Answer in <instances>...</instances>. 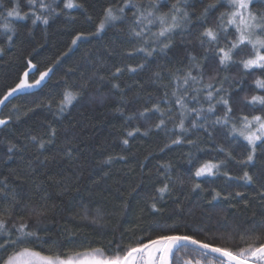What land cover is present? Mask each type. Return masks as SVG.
I'll list each match as a JSON object with an SVG mask.
<instances>
[{"label": "trees", "instance_id": "16d2710c", "mask_svg": "<svg viewBox=\"0 0 264 264\" xmlns=\"http://www.w3.org/2000/svg\"><path fill=\"white\" fill-rule=\"evenodd\" d=\"M76 2L83 7L64 9V0H45L56 12L50 15L47 24L41 21L33 24L34 17L29 12L27 0H18L21 15H29L23 20L8 18L14 33H6L0 28V48H3L0 52V99L9 88L19 83L25 70L29 72V83H32L41 71L52 68L39 86L18 91L0 104V119L11 117L7 125H0V178L8 177L24 198L39 200L40 196H47L50 211L40 236L59 241L66 248L72 246L69 241L77 245L108 247L110 241L127 244L135 237L151 235L152 230L157 229L196 234L200 239H215L219 244V237L235 224L251 220L253 213L259 221L260 213L264 211L257 197L259 185H245L240 179L229 180L223 173L239 177L248 170L255 177L264 171V151L261 148H257L254 164L242 166L237 160L244 159L250 149L241 138L233 140L227 136L232 122L239 126L241 115L260 114V106L256 105L254 110L244 98L264 95V90L257 89L254 83L258 77L264 79V74L260 70L245 73L239 64L219 68L218 58L207 41L202 47L198 39L205 28H216L220 14L230 10L226 0L205 17H201V13L212 0H187L185 7L191 24L183 31L177 30L166 54L154 53L147 58L146 67L135 73L127 68L144 61L143 53L134 58L126 55L139 44L128 34L135 9L126 10L127 20L117 21L100 35L88 36L72 46V38L77 33L95 31L107 7L123 4V0ZM173 3L175 0H158V7L161 12H167ZM12 6L11 0H0V24L4 23L7 10ZM260 7L257 3L254 10ZM35 8L39 14V4ZM8 35L13 36L11 42ZM220 36L223 44L222 31ZM205 48H209L207 53ZM189 53L198 60L207 55L206 61L201 60L205 82L212 75L217 76V81L227 77L223 86L233 109L229 126H208L211 136L201 128L180 134L173 127L174 122L165 117L166 123L161 129L153 127L148 135H143L149 125L159 122V114L150 113L147 119L138 115L131 120L128 117L157 102L162 108L171 106L175 110L174 100L166 104L168 98L164 94L171 92V73L189 65ZM28 59L37 68L27 69ZM116 67L123 68V72L113 78L111 73ZM155 72H160L162 79H157L153 75ZM100 75L105 79L100 80ZM85 81L88 87L82 90L83 94L60 113L59 101L64 90H81ZM113 83H118L123 92L113 89ZM199 99L207 109L208 103L203 95ZM190 106H196L195 101H191ZM225 111L223 105L216 106V115L223 116ZM192 118L186 121V126H190ZM49 126L57 129L55 143L37 151L31 137L47 140ZM136 127H140V133L127 137L126 133ZM177 134L182 136V143L172 144ZM125 138L129 140L127 146L122 144ZM188 140L195 143L189 144ZM166 144L169 147H165ZM11 145L15 148L9 153ZM220 147L225 152L219 151ZM69 148L71 157L65 155ZM227 152H231L234 159L229 158ZM109 156L114 157L113 162L105 164L103 161ZM120 156L125 159H119ZM206 161H224V164L218 175L196 178V168ZM12 170L20 179L12 175ZM166 182L171 191L161 198L157 188ZM194 183H200L201 189L192 191ZM213 189L221 192L222 197L231 193L229 200H212ZM237 191L242 192L243 197H236ZM245 202L248 203L247 209ZM153 203L157 211H153ZM85 208L88 220L82 218ZM97 208L104 219L100 224H93L90 218L96 215ZM20 215L17 212L13 216L9 227L13 221L20 222ZM24 219H28L26 214ZM32 226L30 222V228Z\"/></svg>", "mask_w": 264, "mask_h": 264}, {"label": "snow or ice", "instance_id": "6c2138e0", "mask_svg": "<svg viewBox=\"0 0 264 264\" xmlns=\"http://www.w3.org/2000/svg\"><path fill=\"white\" fill-rule=\"evenodd\" d=\"M11 2L13 6L7 10L4 23L0 24V28L6 33L15 32V29L8 22V18L16 17L23 20L29 15V13L21 15L18 10V0H11ZM186 2L187 0H175L167 12H161L158 7V0H140V2L123 0L122 5H110L104 10L94 32H79L73 36L71 45H77L78 41L87 39L88 36L100 35L106 27L114 25L117 21L127 20L126 10L135 9L128 25V34L139 44L126 53L129 58H134L138 53L144 54L143 62L135 67L129 66L127 68L129 72L135 73L138 69L146 67L147 58L152 57L154 53L166 54L167 50L172 47L173 37L177 30L183 31L191 24L189 12L185 7ZM221 2L222 0H212L205 5L201 17H205L210 10L215 9ZM226 3L230 10L220 14V23L216 28L207 27L200 33L198 39L201 46L203 47L207 41L214 56L218 58V66L221 69L232 64H239L242 65L245 73L250 74L254 70H260L264 74V0H226ZM257 3L261 7L259 10H254V5ZM27 4L30 6L31 16L34 17L33 24L37 21L47 24L50 15L56 12L52 4L45 3V0H27ZM37 4H39V14L35 8ZM63 7L64 9H73L82 8L83 5L77 3L76 0H64ZM46 11L47 15H45ZM225 17H227L226 23ZM88 19L91 20L92 18L89 16ZM154 28L157 30L153 31ZM221 31L224 33L223 44H221ZM7 39L11 42L13 36L8 35ZM69 51H71V46ZM208 51L209 48H205V53ZM0 52H3V48H0ZM62 55H67V53ZM238 56L241 58L235 59ZM207 58L205 54L201 60L206 61ZM201 60L189 53V65L183 70L177 69L176 72L171 73V92L169 94L166 91L164 95L168 98L165 101L166 104L169 103V100H174L175 110L171 106L162 108L157 102L151 108L145 107L138 114L128 117L131 120L138 115L141 119H147L150 113L159 114V122L149 125V129L145 130L143 135H148L153 127L161 129L166 123L165 117L174 122L173 127L180 134H187L192 129L201 128L211 136L212 132L209 131L208 126L225 128L229 126L230 114L233 109L230 100L226 98L227 89L223 86L227 77L217 81V76L212 75L205 82ZM58 61L59 58H57ZM26 68L35 69L37 65L28 59ZM51 71V67L41 71L39 77L29 83V72L25 70L19 83L15 87L9 88L4 98L0 99V104H4L10 96L18 91L39 86ZM122 72L123 68L116 67L115 72L111 75L116 78ZM153 75L157 79H162L160 72H155ZM99 79L104 80L105 77L100 75ZM254 83L257 89L264 90V79L258 77ZM87 87L88 83L85 81L80 86L81 90L73 91L71 88H66L62 99L59 101V112L63 113L69 106H72L73 102L83 94L82 90ZM167 87L165 85V88ZM112 88L123 92L118 83H113ZM201 95L208 103L207 109L200 102L199 97ZM244 99L254 110L255 106L259 105L260 114L251 117L241 115L239 126L232 122L227 136L233 140L239 137L246 142L250 151L244 159L237 160V163L247 167L254 164L258 147L264 151V95H252L250 98L245 97ZM191 101H195L196 106H190ZM217 105H223L226 109L223 116L216 115ZM13 107L16 106L13 105ZM118 111H122V109H118ZM213 116L215 119H212ZM191 117L194 118L191 119L190 126H186V121ZM9 119L11 117L0 119V125H7ZM49 127L47 140L43 138L38 140L36 136L31 137V140L36 143L37 151L44 150L48 145L55 143L57 129ZM140 131V127H136L132 131H128L126 135L132 137ZM180 134H177L176 138L171 141L172 144L182 143ZM188 143L194 144L195 141L188 140ZM122 144L127 146L129 140L123 139ZM165 147H169V145L166 144ZM14 148L15 145L9 146L8 152L12 153ZM219 151L225 152V149L220 147ZM65 155L71 157L72 150L69 148ZM226 155L234 159L231 152H227ZM113 159L114 157L109 156L103 162L111 164ZM119 159L123 160L125 157L120 156ZM223 164L224 161L219 163L206 161L196 168L194 176L196 178L216 176ZM12 175L16 179H20L15 170H12ZM223 175L229 180L240 179L245 185L258 184L257 197L264 207V171L255 177L248 170H245L243 175L239 177L230 176L227 172ZM197 189H201L200 183L193 184L192 191ZM36 190L39 192V185L36 186ZM170 191L168 182L157 188L161 198ZM230 196L231 193L222 197L221 192L212 190V200L221 198L229 200ZM235 196L243 197V193L237 191ZM151 207L153 211L158 210L155 203ZM244 207L247 209V202H245ZM49 211L46 195L40 196L39 200L34 197L24 198L18 190V186L11 182L8 177L0 178V264H179L181 258L178 253L181 250H189V246H192L190 251L196 253L199 258L184 260L183 264H264V211L260 213L259 221L255 219L256 213H253L251 220H245L243 224H235L231 230L219 237L221 241L219 244L215 243V239L211 241L200 239L196 234L153 229V234L135 237L127 244L110 241L108 247H93L91 244L77 245L74 241H69L72 246L68 248L59 241L40 236L39 233ZM17 212L21 213L20 222L13 221L9 227V221ZM24 214L27 215L28 219H24ZM82 218L89 219L87 208L84 209ZM90 219L91 223L100 224L104 219L101 210L97 208L96 215L91 216ZM30 222L33 225L31 228ZM121 241H123V235Z\"/></svg>", "mask_w": 264, "mask_h": 264}, {"label": "flooded vegetation", "instance_id": "af4514ba", "mask_svg": "<svg viewBox=\"0 0 264 264\" xmlns=\"http://www.w3.org/2000/svg\"><path fill=\"white\" fill-rule=\"evenodd\" d=\"M178 256L181 258L180 261H179V264H183V261L187 260V259L195 260V259L199 258L196 253H193L191 251H183V250H181L178 253Z\"/></svg>", "mask_w": 264, "mask_h": 264}, {"label": "rangeland", "instance_id": "374dc122", "mask_svg": "<svg viewBox=\"0 0 264 264\" xmlns=\"http://www.w3.org/2000/svg\"><path fill=\"white\" fill-rule=\"evenodd\" d=\"M227 17L225 18V23H226Z\"/></svg>", "mask_w": 264, "mask_h": 264}, {"label": "water", "instance_id": "95a60500", "mask_svg": "<svg viewBox=\"0 0 264 264\" xmlns=\"http://www.w3.org/2000/svg\"><path fill=\"white\" fill-rule=\"evenodd\" d=\"M189 247H192V246H189Z\"/></svg>", "mask_w": 264, "mask_h": 264}]
</instances>
